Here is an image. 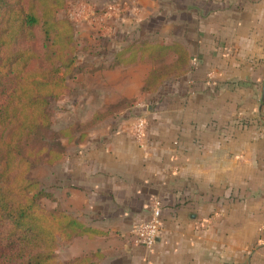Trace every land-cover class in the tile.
<instances>
[{"label": "crops", "instance_id": "1", "mask_svg": "<svg viewBox=\"0 0 264 264\" xmlns=\"http://www.w3.org/2000/svg\"><path fill=\"white\" fill-rule=\"evenodd\" d=\"M100 2L118 6L103 24L91 18L99 33L88 41L98 47L76 67L62 155L37 179L51 194L44 207L96 232L61 246L58 260L264 264V0ZM138 42L180 44L186 72L143 91L150 60L113 65ZM140 114L142 144L132 129ZM153 200L162 232L148 249L130 230L149 218Z\"/></svg>", "mask_w": 264, "mask_h": 264}, {"label": "trees", "instance_id": "2", "mask_svg": "<svg viewBox=\"0 0 264 264\" xmlns=\"http://www.w3.org/2000/svg\"><path fill=\"white\" fill-rule=\"evenodd\" d=\"M63 7L64 0H0V264H74L60 262L58 249L96 233L59 207L42 206L51 194L31 176L62 155L50 103L63 94L76 59L74 25L58 15ZM138 58L154 65L143 86L154 91L184 74L190 55L177 43L138 42L117 52L113 65Z\"/></svg>", "mask_w": 264, "mask_h": 264}, {"label": "rangeland", "instance_id": "3", "mask_svg": "<svg viewBox=\"0 0 264 264\" xmlns=\"http://www.w3.org/2000/svg\"><path fill=\"white\" fill-rule=\"evenodd\" d=\"M100 1L101 0H98L97 2V4L100 3L99 6L97 5L95 6L94 4L91 3L90 0H64V7L60 10L58 14L59 17H68L74 25L75 28L74 43L76 47V59L74 64V70L71 72V75L67 76L66 78V87L63 91V94L59 98L52 100L50 103L52 126L54 130L57 132H59V128L64 125L63 121L68 122L70 115L75 113V109L72 108V106L70 105V98L74 96V93L71 91V88L73 87L72 84L75 81L72 79L73 78L76 79L77 77L78 78L82 77L81 75L76 77L77 74L78 75L80 74V72L76 70L77 69L76 67H82V69L84 70L85 65L89 64L90 62V55L88 56V54L95 46L96 48L98 47L97 44L91 47L88 41V36H90L89 33L91 32L99 33L98 32L99 30H92L93 25H91V20H92L91 18H95L98 22L101 21L102 24L104 23V21H102L101 19L102 12L94 9L103 7L102 9L104 10L105 6L108 5V2H106V4L103 3L104 5H102V2ZM94 40L96 43L97 39ZM96 50L99 51V49ZM81 112L84 111L81 110ZM47 165L48 164L46 162L45 164L41 163L36 168L32 169L31 176L35 179L40 178L41 174H44V172L46 173L48 171L46 167ZM51 166L49 165V168ZM42 206L44 205L42 204ZM47 209H52V208H47Z\"/></svg>", "mask_w": 264, "mask_h": 264}, {"label": "built area", "instance_id": "4", "mask_svg": "<svg viewBox=\"0 0 264 264\" xmlns=\"http://www.w3.org/2000/svg\"><path fill=\"white\" fill-rule=\"evenodd\" d=\"M118 4H108L104 10H101L102 16L106 17L107 14L113 12V8ZM95 10V9H94ZM97 10V9H96ZM96 14V13H95ZM192 80L188 83L192 84ZM146 118L143 114L137 115L132 125L133 134L139 144H142V140L145 134ZM162 232V220H161V207L157 200H153L150 206V216L148 219L134 225L130 230V239L137 245L144 246L146 248H152L157 238Z\"/></svg>", "mask_w": 264, "mask_h": 264}]
</instances>
